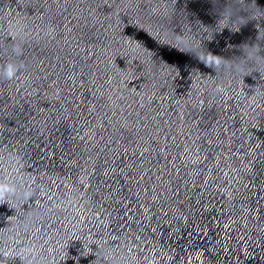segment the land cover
<instances>
[{"label":"clouds","instance_id":"obj_1","mask_svg":"<svg viewBox=\"0 0 264 264\" xmlns=\"http://www.w3.org/2000/svg\"><path fill=\"white\" fill-rule=\"evenodd\" d=\"M213 63H216L215 61H208L207 66H212ZM17 71V66L15 64L9 63L5 66L2 72V76L5 79L11 80ZM15 189L8 185H0V198H3L5 194H11L14 193Z\"/></svg>","mask_w":264,"mask_h":264}]
</instances>
